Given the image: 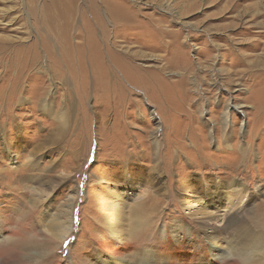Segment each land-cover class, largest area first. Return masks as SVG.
Segmentation results:
<instances>
[{
    "label": "rangeland",
    "instance_id": "obj_1",
    "mask_svg": "<svg viewBox=\"0 0 264 264\" xmlns=\"http://www.w3.org/2000/svg\"><path fill=\"white\" fill-rule=\"evenodd\" d=\"M262 206L264 0H0V242L243 264Z\"/></svg>",
    "mask_w": 264,
    "mask_h": 264
},
{
    "label": "bare ground",
    "instance_id": "obj_2",
    "mask_svg": "<svg viewBox=\"0 0 264 264\" xmlns=\"http://www.w3.org/2000/svg\"><path fill=\"white\" fill-rule=\"evenodd\" d=\"M34 183L41 186L39 180H34ZM31 188L35 189L36 186L33 185ZM67 213L68 212L66 211L64 216L62 213H56L53 220L54 224L50 225L49 227L52 229L56 227L57 234L56 241L54 243H52L51 240L37 241L38 239H35L29 233H23L22 231H12L10 236H7L6 239L0 242V259L2 258L3 260H6V263L2 264H52L53 260L55 259V251L57 246L63 240H65L69 234L67 231V223L70 221V217L67 215ZM252 217L253 223L256 226L264 228V206H262L261 210ZM6 218L9 219V217ZM202 223L208 225L209 227H213V221L211 219H205L202 221ZM242 241H244L245 247L240 246L238 249L241 255V262L243 264H264V233L253 232V235L243 234ZM248 248L253 249V256H250L247 253ZM34 251H37L40 254L41 258L39 260H37L36 252ZM139 259L145 264H148L151 260V258L146 255H140ZM78 263L87 264L85 257H79ZM105 264H108V262L106 261Z\"/></svg>",
    "mask_w": 264,
    "mask_h": 264
}]
</instances>
